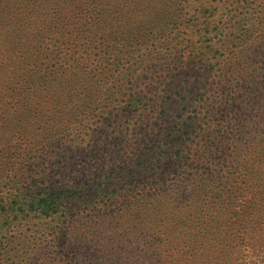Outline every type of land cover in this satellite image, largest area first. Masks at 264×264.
<instances>
[{
  "label": "rangeland",
  "instance_id": "1",
  "mask_svg": "<svg viewBox=\"0 0 264 264\" xmlns=\"http://www.w3.org/2000/svg\"><path fill=\"white\" fill-rule=\"evenodd\" d=\"M263 16L264 0H0V264H264V80L245 94L264 59L220 47L201 68L189 29L206 19L230 47ZM101 34L125 52L112 65ZM36 186L77 189L78 215L3 208Z\"/></svg>",
  "mask_w": 264,
  "mask_h": 264
},
{
  "label": "trees",
  "instance_id": "2",
  "mask_svg": "<svg viewBox=\"0 0 264 264\" xmlns=\"http://www.w3.org/2000/svg\"><path fill=\"white\" fill-rule=\"evenodd\" d=\"M202 6V5H201ZM245 4H240V8H244ZM194 19L188 21V23L193 22L195 20H199L200 17H193ZM264 20V16L261 18H255L251 21L246 20L245 24L242 25V31L248 32L247 39L243 38H236V40H242V42H239L238 44L234 43V41L231 42V46H223L218 45L219 47H216L215 42H213V37H211L209 34H200L199 32L203 27H206V19L200 20L197 23H194L193 26L189 25V29L193 30L195 25H199V28L197 31H194V34L197 33V35L200 36V39L196 40L195 43V58H198V61L201 63V68L205 67L207 60L209 59V55L211 53L220 52L219 49L222 47L225 48V51L229 49L228 55H231V59L234 61H231L233 64H244L248 61H252L254 65H257L258 62H260L262 59H264V47L259 43V45H256L252 42V39L250 40L251 36L253 35V31L250 30L252 28L254 31L259 28H263L264 25L262 24V21ZM262 24V25H261ZM240 26L239 24H237ZM208 26H212L211 23H209ZM241 26V27H242ZM259 26V27H258ZM100 34V32H98ZM119 36L115 37L114 34L109 35H100L97 37V39L93 43H89V47H94V49L101 50L100 53H104V61H108V65H112L114 62L113 56H120L121 54L125 55V52H123V47L120 45ZM121 40V39H120ZM94 44V45H93ZM215 51V52H214ZM236 59V61H235ZM197 64V63H196ZM240 66V65H239ZM205 69V68H204ZM203 70V69H201ZM87 72V71H86ZM203 72V71H201ZM244 75H242L243 77ZM261 79V81L264 80V76H259V74L255 76H251V81L248 83L245 87L248 89L245 90L246 96L249 98L250 96H254V93L257 92L258 85L262 82L257 83V79ZM237 89L232 90L231 95L226 99V105H229L233 111L239 112L241 110V104L239 103L240 95L236 94ZM239 90V89H238ZM236 94V95H235ZM232 98L231 101H229ZM251 99V98H250ZM68 110V108H67ZM65 114L63 118L69 119L70 111H63ZM62 116V115H60ZM178 116V115H177ZM61 118V117H60ZM66 119V121L68 120ZM84 130L79 134L80 136H84ZM86 135V134H85ZM92 143V142H91ZM111 144V143H110ZM109 144V145H110ZM91 190V189H90ZM81 195H78L77 189H74L73 192H71V189H58L55 190L53 188H43L40 186H36L34 189L31 188L29 190L27 187L23 190L19 189L16 192L13 193L12 197L4 202L3 208H13L17 210L20 214L25 216H32V215H38V214H45L48 216L53 217H61V216H67L70 215V218L78 215L77 212H74V208L76 207V201L80 199ZM18 206V207H16ZM261 218L264 219L263 215H260Z\"/></svg>",
  "mask_w": 264,
  "mask_h": 264
}]
</instances>
